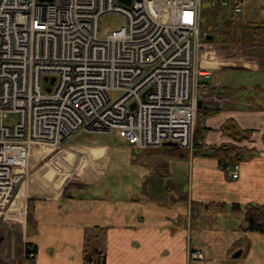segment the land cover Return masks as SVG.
<instances>
[{
  "label": "crops",
  "instance_id": "1",
  "mask_svg": "<svg viewBox=\"0 0 264 264\" xmlns=\"http://www.w3.org/2000/svg\"><path fill=\"white\" fill-rule=\"evenodd\" d=\"M255 3L263 16L246 17L249 31L251 23L264 22V0ZM221 10L226 17L231 13L229 7ZM250 40L246 51L241 52L239 38L230 44L235 49L218 50L219 57L209 40L205 67L219 86L199 98L205 156L179 158L164 153L165 146L140 154L141 149L125 145L120 148L127 153L125 172L116 163L112 173L107 140L67 141L76 150H62L27 178L28 188L8 211L12 221L0 224V264H83L88 237H94L90 247L103 251L105 264H264V233L245 231L244 217L235 225L233 218L218 216L230 202L241 208L264 205V44ZM235 130H248L249 138L236 141ZM229 144L241 147L236 179L210 156L211 147ZM159 161L167 163L165 176L155 169ZM49 165L56 169L50 170L55 188L37 180L52 176ZM70 173L74 182L66 177ZM108 173L111 180L104 179ZM32 184L44 193H31ZM239 212L230 208L226 214ZM27 245L34 251L31 259ZM189 249L200 250L202 258L188 257Z\"/></svg>",
  "mask_w": 264,
  "mask_h": 264
},
{
  "label": "built area",
  "instance_id": "2",
  "mask_svg": "<svg viewBox=\"0 0 264 264\" xmlns=\"http://www.w3.org/2000/svg\"><path fill=\"white\" fill-rule=\"evenodd\" d=\"M219 3L238 19L241 0ZM201 5L0 0V213L26 175L32 149H59L75 131L114 130L141 150L165 142L191 149L197 101L219 86L199 62L210 49ZM107 13L123 15L126 24L99 36ZM239 169L224 168L232 179Z\"/></svg>",
  "mask_w": 264,
  "mask_h": 264
},
{
  "label": "rangeland",
  "instance_id": "3",
  "mask_svg": "<svg viewBox=\"0 0 264 264\" xmlns=\"http://www.w3.org/2000/svg\"><path fill=\"white\" fill-rule=\"evenodd\" d=\"M243 5H244V7H243L244 11H243V13L240 12L241 13L240 14L241 19H240V21H238V25L240 26V29H241L240 34L238 33V30H237V35L239 36L240 40L242 41L241 52L246 51V47H249L248 41H251L250 39H252L251 27L249 26V29H250V31H249L247 28V23L245 21L249 17L248 18H246V17L251 16V18H254V20H255V15H257V16L262 15V13H260L258 11V8H255V5H256L255 0H243ZM218 7H220L221 9H224V7L222 5H220L219 0H202L201 14H200L201 15V21H202V26H201L202 39H203V41H208V40H206V36L211 35L212 38H211L210 42H212V45L214 47L213 54H215L216 57H219V55H216V54H219V52H220L218 50L226 49L227 51H229L232 48H234V49L236 48L234 46H231L230 43H225V41H223V38H224L223 33L218 34L216 32V29H219L220 31L224 30V26L222 24V21L226 17L223 14V13H225V12H223V10L220 9L221 11L218 12V10H219ZM256 9H257L258 13H255ZM241 10H242V8H241ZM125 24H126V18L123 15L118 14V13H107V14L101 16V18L99 20V36H102L105 31H109V32L113 31L115 29H118L121 26H124ZM209 54H210V51L208 52L207 50H202V52L200 53V56H199V62L201 63V65L208 66L210 64V55ZM212 61H213V59H212ZM197 126L200 128H203L200 124V117H199L198 111H197V115H196V119H195L194 131L197 128ZM249 133L250 132H248V130H243L242 132H241V130H235V137L234 138L236 141H239L242 138L248 139ZM87 135L90 136V138ZM193 135H194V132H193ZM103 140H107L108 143L111 145L110 155H111L112 163H111L110 171L113 173V171L115 169L114 166L117 163V165L118 164L120 165L119 168H120V170H122L121 172L124 173L125 168H126L125 167V160L127 157V153H125L121 149L123 148L122 146H125V145L130 146V144H128L127 141L124 140L122 137L118 136L114 130H111L110 132H102V131L83 132L82 130L75 131L74 133H72V135L70 137H68L65 140L66 142L59 149L50 150L46 147L36 146L31 151L30 158H29V165H28V168L26 171V175H24L22 178L20 188L17 187L15 193L12 195L9 202L2 208V211L0 213V224L10 223L12 221V218L8 217V211H10L13 201L20 196L21 192L24 189H26V187L28 188L27 178L32 176L41 166H43L45 163H47L52 157H57L62 150H64L65 153L71 152L72 150H76L75 147H74V149H72L73 147L70 146V144H73V143L67 142V141H80L82 144H84L83 142L88 143V141H103ZM235 145H237V147H239V152H240L241 147L238 146V144H235ZM148 149H150V148H148ZM148 149H144V150H148ZM186 150H188V149H186ZM190 151L191 150H189V152ZM143 152H144L143 150L140 151V154ZM71 153H73V152H71ZM117 154H118V156L121 157V158L118 157L119 162H116L114 160V158L117 157L116 156ZM58 159H59V157H58ZM48 167H49V171L50 170H56V169H54L55 166L53 167L52 165H49ZM50 172H52V176H50L48 178H44L45 179L44 181L42 178L37 179V180H41L42 184H44V186H46L47 188H55L54 187L55 182L53 181L54 180L53 179V177H54L53 173L55 171H50ZM73 176H74V174H71V173L66 175V177H68L69 181L74 182L75 180H74ZM111 178H113V177H112V175L110 176L109 173L106 174V176L104 177V179H107V180L108 179L111 180ZM33 179L34 178H30L29 182L33 181ZM117 179H118V177H117ZM63 185H64V180H63L62 185H60L59 188H62ZM18 188H19V190H18ZM231 201H234V200L231 199ZM235 201H237V200H235ZM25 203H26V199H25ZM230 208H232L231 202L222 211L223 213L222 212L218 213V216L220 218L222 217V220L227 219V218L228 219L233 218L231 221H235V225H236V223H239L241 221V219L243 218V214L239 212L238 214H235L232 217H230L228 214H226L227 211L230 210ZM206 218H207V216H206ZM213 218H215V217H213ZM207 220H209V219H207ZM198 221H199V219H198ZM238 243H239V245H245V241H243V240H240ZM238 249L240 250V248H238ZM193 251L194 250H190V249L187 251L188 257L189 256L192 257L191 254L193 253ZM240 253H241V251H240ZM27 259H31V258L27 257Z\"/></svg>",
  "mask_w": 264,
  "mask_h": 264
},
{
  "label": "trees",
  "instance_id": "4",
  "mask_svg": "<svg viewBox=\"0 0 264 264\" xmlns=\"http://www.w3.org/2000/svg\"><path fill=\"white\" fill-rule=\"evenodd\" d=\"M218 9H219L218 12L221 11L220 7H218ZM234 16H235L234 13L231 11V13L227 17H225V19L222 21L224 30L220 31L219 29H216V32L218 34L223 33L224 35L223 41H225V43L235 44L239 41L237 35L236 19ZM201 26H202V21H201ZM250 27H251V34L253 41L258 44H264V22L251 23ZM202 131L203 128L197 126V128L194 131L192 147L190 149L191 150L190 152L189 149L186 150L178 146H165L162 149L163 152L179 158L188 157L190 154L205 156L203 151L201 150L203 145ZM210 150H211L210 156L215 158L219 162V164H221L222 167L233 165L235 163H238L242 159V156L239 152V147H237V145L235 144L211 147ZM155 169L162 176L168 174L166 162L163 161L157 162ZM216 207L218 209H221L223 205L220 206L218 205ZM232 210L235 212L240 211L243 213L244 222H245V227H244L245 231H255V232L264 233V205L247 203L243 208H241L237 203H234L232 205ZM93 238L94 237H88L85 242L84 250H83V264H105V255L103 251L95 247H90L89 245L90 242L93 240ZM29 252H32L34 254V251H30V247L27 245L26 253Z\"/></svg>",
  "mask_w": 264,
  "mask_h": 264
},
{
  "label": "water",
  "instance_id": "5",
  "mask_svg": "<svg viewBox=\"0 0 264 264\" xmlns=\"http://www.w3.org/2000/svg\"><path fill=\"white\" fill-rule=\"evenodd\" d=\"M48 1H51V0H48ZM120 1H122L124 3H129L130 2V0H120ZM211 38H212L211 35H207L206 36L207 40H211ZM133 106H134V104H132L131 107H133ZM199 107H201V101L200 100L197 101V108H199ZM163 146H176V143H174V142H165V143H163ZM31 188H32L31 189V193H33V194H36V193H42L43 194L44 193L43 189H41V187L38 186L37 184H32ZM234 255L235 256L240 255V251H237Z\"/></svg>",
  "mask_w": 264,
  "mask_h": 264
}]
</instances>
